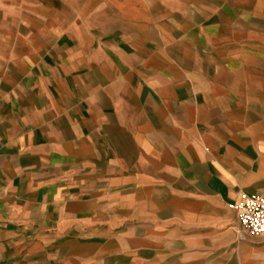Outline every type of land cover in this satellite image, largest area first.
I'll list each match as a JSON object with an SVG mask.
<instances>
[{"label": "crops", "instance_id": "crops-1", "mask_svg": "<svg viewBox=\"0 0 264 264\" xmlns=\"http://www.w3.org/2000/svg\"><path fill=\"white\" fill-rule=\"evenodd\" d=\"M264 0H0V264H264Z\"/></svg>", "mask_w": 264, "mask_h": 264}, {"label": "built area", "instance_id": "built-area-1", "mask_svg": "<svg viewBox=\"0 0 264 264\" xmlns=\"http://www.w3.org/2000/svg\"><path fill=\"white\" fill-rule=\"evenodd\" d=\"M231 207L237 212L242 238L264 235V195L242 193Z\"/></svg>", "mask_w": 264, "mask_h": 264}]
</instances>
